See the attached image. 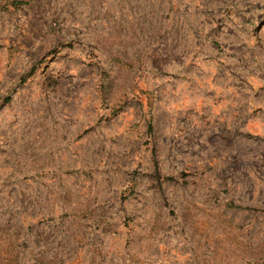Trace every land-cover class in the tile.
Wrapping results in <instances>:
<instances>
[{
    "label": "rangeland",
    "instance_id": "1",
    "mask_svg": "<svg viewBox=\"0 0 264 264\" xmlns=\"http://www.w3.org/2000/svg\"><path fill=\"white\" fill-rule=\"evenodd\" d=\"M0 264H264V0H0Z\"/></svg>",
    "mask_w": 264,
    "mask_h": 264
}]
</instances>
